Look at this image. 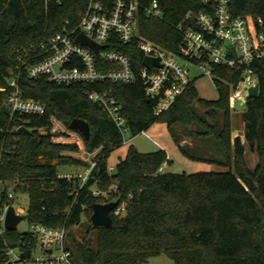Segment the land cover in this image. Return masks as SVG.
Listing matches in <instances>:
<instances>
[{
  "label": "trees",
  "instance_id": "obj_1",
  "mask_svg": "<svg viewBox=\"0 0 264 264\" xmlns=\"http://www.w3.org/2000/svg\"><path fill=\"white\" fill-rule=\"evenodd\" d=\"M160 1L162 16L142 18L140 33L176 50L181 34L174 24L187 11L195 14L204 5L201 0ZM229 5L234 16L249 14L264 21V0H229ZM79 6V0H63L62 4L0 0V179L6 182L5 190L14 184L15 192L28 195V223L65 226L70 237L66 244L75 264H144L159 254H165L174 264H264V59L253 64L259 93L246 98L242 112L246 140L257 155L253 168L246 163L240 137L232 134L229 96L240 77L237 69L213 68L217 98L200 97L193 78L159 115L153 114L154 101L145 95L139 80L105 81L97 86L110 91L121 104L132 136L155 121L182 125L183 133L177 131L173 135L180 150L189 158L222 164L227 167L225 171L159 172L158 167L169 162L164 149L141 152L130 144L115 170L109 173L107 159L122 144L120 135L102 108L86 98L80 83L58 85L45 76L29 78L22 72L18 85L23 96L44 103L46 112L11 115L4 111L7 81L16 69L18 50L30 48L38 53L45 38L62 30L63 20L72 18ZM114 46L134 63H141L142 55L134 42ZM51 116L67 128L76 117L89 122L88 138L78 132L86 150L99 148L93 156L97 159L93 169L97 184L106 188L114 180V196L126 203L122 214L111 213L109 226L89 224L81 240L69 228L79 223L83 214L90 218L91 205L98 202L88 189L94 179H89L74 201L72 184L56 177L58 165L86 164L59 153L76 149V144L52 141L48 132H20L16 128L20 123L49 128ZM184 134L190 137V145L181 143ZM209 138L219 147L222 158L212 159L192 150L196 145L204 148ZM52 158L56 161L51 162ZM9 200L12 199L3 191L0 205ZM23 241L35 245L28 235L21 237L16 227L5 229L0 235V264H9L8 247H20Z\"/></svg>",
  "mask_w": 264,
  "mask_h": 264
},
{
  "label": "built area",
  "instance_id": "obj_2",
  "mask_svg": "<svg viewBox=\"0 0 264 264\" xmlns=\"http://www.w3.org/2000/svg\"><path fill=\"white\" fill-rule=\"evenodd\" d=\"M62 4L63 0H46ZM204 9L195 14L187 11L174 28L181 34L176 50L165 48L140 33L142 18H160L162 6L160 0H79L80 6L72 18L63 20L62 30L45 38L39 45V52L30 48L18 50L15 70L8 77V92L5 105L11 115H43L46 106L39 100L24 97L18 85L23 72L29 78L41 76L58 85L80 83L84 86L86 98L98 104L109 120L117 128L121 143H128L131 138L122 106L106 89L97 86L105 81L133 83L139 80L145 95L154 101L152 112L159 115L185 90L194 78L189 64L206 74H213L215 66L239 70V80L232 88L229 104L234 107L235 99L240 101L248 97V88L258 83L257 72L253 64L264 59V21L251 15L234 16L230 11L229 0H201ZM83 33L99 45L98 51L76 39ZM134 42L141 53V63H134L131 57L114 46L116 43ZM145 56L157 58L158 63H143ZM242 91L245 95H242ZM51 126L29 127V131L51 134L52 141L66 131L75 134L74 142L83 144L81 134L67 128L55 116H51ZM143 132V131H141ZM84 145V144H83ZM82 145V146H83ZM88 151V150H87ZM88 153H91L88 151ZM92 156L84 159V165L73 170L57 171L56 177L72 184L71 194L74 201L80 190L90 178L94 183L89 186V193L105 203L115 200L117 186L113 180L106 188L100 187L93 174L97 159ZM1 159V156H0ZM167 163L164 161L158 171L163 172ZM109 173L115 166L107 167ZM14 185V184H13ZM13 185L5 190L6 182L0 179V197L6 191L9 199H15ZM12 200L0 205V235L5 231L4 216ZM73 201V202H74ZM125 201H119L111 213L124 212ZM28 207V206H27ZM24 217L27 210L15 207ZM21 237L28 235L35 241L29 246L23 241L20 247H8L9 264H75L67 247V228L50 227L39 222L29 223L27 231H19Z\"/></svg>",
  "mask_w": 264,
  "mask_h": 264
},
{
  "label": "rangeland",
  "instance_id": "obj_3",
  "mask_svg": "<svg viewBox=\"0 0 264 264\" xmlns=\"http://www.w3.org/2000/svg\"><path fill=\"white\" fill-rule=\"evenodd\" d=\"M189 68L192 77H194L193 83L198 95L205 99L217 98L218 90L213 80V74L203 73V71L197 69V67L192 64H189ZM242 95H245L244 91H242ZM244 109L245 100L240 101L239 99H235L234 107L231 108L230 106V114L232 119V134L240 137L245 148L246 163L249 168H253L257 162V155L254 151L250 149L245 137V126L244 122L242 121V112L244 111ZM181 128L182 125L168 126L165 121H155L148 129L133 136L128 143H122L116 148H114L108 156V166H115L119 159L125 156L128 146L132 144L134 148L141 152L153 151L159 148L164 149L168 155L167 158H169V162L164 167L163 171L191 173L200 170H227L226 166L217 162L210 161L207 159H192L186 156L177 146L173 137L174 132L177 133L178 131L179 133H183V130H181ZM65 133V135L58 136L56 138V141L68 144H76L77 148L64 149L59 152L62 155L79 158L84 161V159L88 157V155H94L99 149L97 148L91 153H88L80 139L78 140V144L74 142L75 134H69L67 131ZM182 137L183 140H181V143H187L190 145V137L185 134L182 135ZM192 150L194 152L196 151L198 154H204L205 156L208 155L212 159L222 158V153L219 147L217 146L215 141L211 139L208 140V144L204 146V148L196 145ZM40 160L44 161L45 158L41 157ZM50 161L55 162L56 158H52ZM79 166H81V164L67 163V165H58L57 168L58 171H67L73 170L74 168ZM12 205L15 207L21 206L23 207L24 211H26L28 206V195L26 193L19 192L16 198L12 200ZM89 224H91L90 218L87 215L83 214L79 223L72 225L69 229L73 232V235L77 240H81L86 234L87 227ZM2 225L3 221H0V226ZM16 228L18 229V231H27L29 229V223L27 221V218L24 217L21 221H19V223L16 225ZM69 242L70 237L67 236V243ZM144 264H174V262L165 254H159L150 257Z\"/></svg>",
  "mask_w": 264,
  "mask_h": 264
},
{
  "label": "water",
  "instance_id": "obj_4",
  "mask_svg": "<svg viewBox=\"0 0 264 264\" xmlns=\"http://www.w3.org/2000/svg\"><path fill=\"white\" fill-rule=\"evenodd\" d=\"M76 39L82 42L85 45L91 46L95 51H98L99 45L94 43L91 39L85 36L83 33H79L76 36ZM151 62L158 63L157 58H151L149 56H145L143 59V63L145 65H149ZM259 93V83H256L253 86L248 88V97H255ZM3 109L5 112L8 111L6 105H3ZM69 128L80 131L85 138H88L91 133V126L87 120L82 118H73L69 124ZM20 132H29L28 128L25 126H20L18 128ZM119 203V199L111 200L105 203L94 202L91 205L92 212L90 214V222L93 226H109L112 222L111 212ZM24 218L22 214L16 212L13 205H9L5 216H4V227L6 229H11L16 227V225Z\"/></svg>",
  "mask_w": 264,
  "mask_h": 264
},
{
  "label": "crops",
  "instance_id": "obj_5",
  "mask_svg": "<svg viewBox=\"0 0 264 264\" xmlns=\"http://www.w3.org/2000/svg\"><path fill=\"white\" fill-rule=\"evenodd\" d=\"M234 135V134H233ZM235 136V135H234ZM167 157H168V155H167ZM169 159V158H168Z\"/></svg>",
  "mask_w": 264,
  "mask_h": 264
}]
</instances>
